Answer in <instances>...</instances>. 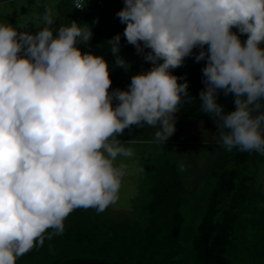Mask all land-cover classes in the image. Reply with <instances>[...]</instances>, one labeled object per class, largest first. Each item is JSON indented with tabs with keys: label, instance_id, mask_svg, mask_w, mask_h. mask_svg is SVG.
<instances>
[{
	"label": "clouds",
	"instance_id": "obj_1",
	"mask_svg": "<svg viewBox=\"0 0 264 264\" xmlns=\"http://www.w3.org/2000/svg\"><path fill=\"white\" fill-rule=\"evenodd\" d=\"M117 16L153 67L112 92L107 60L77 46L90 45V27L72 21L54 33L51 8L35 34L0 23V264L62 235L75 209L117 202L127 165L115 161L134 155L117 137L145 123L159 128L156 142L174 135L176 113L192 98L171 70L194 49L207 61L199 95L218 143L264 154V0H125ZM120 41L107 43L125 67ZM221 90L234 94L235 111L217 103Z\"/></svg>",
	"mask_w": 264,
	"mask_h": 264
},
{
	"label": "trees",
	"instance_id": "obj_2",
	"mask_svg": "<svg viewBox=\"0 0 264 264\" xmlns=\"http://www.w3.org/2000/svg\"><path fill=\"white\" fill-rule=\"evenodd\" d=\"M24 1L23 12L32 10L34 20L43 23L41 28L48 26L42 20L47 8L52 9L54 23L49 27L54 33L72 21L90 27V45L77 46L107 60L110 92L128 90L133 76L152 69L144 53L123 36L126 24L117 13L125 0L91 1L83 9L75 8L72 0ZM232 31L239 35L238 29ZM117 35L125 67L117 66L107 43ZM240 39L244 42L247 36ZM196 56L186 57L180 68L171 70L186 78L192 98L176 113L174 135L165 144L156 142L159 128L145 123L117 137L131 141L125 144L134 150L128 159L137 163L141 176L129 208L115 211L109 206L102 212L77 208L64 220L62 235L46 238L43 246L37 243L17 264H264V154L228 151L218 143L217 125L202 111L199 95L206 87L202 69L207 61L197 62ZM234 100V94L226 96L222 90L217 94L225 113L236 110ZM118 103L113 101L114 106Z\"/></svg>",
	"mask_w": 264,
	"mask_h": 264
},
{
	"label": "rangeland",
	"instance_id": "obj_3",
	"mask_svg": "<svg viewBox=\"0 0 264 264\" xmlns=\"http://www.w3.org/2000/svg\"><path fill=\"white\" fill-rule=\"evenodd\" d=\"M18 2V5H14L13 2L0 3V23L11 24L20 31L28 30L35 34L43 26V23L34 20L35 14L32 10L26 14L23 12V4H26L27 1L19 0ZM190 135L198 138V133L191 132ZM121 163L127 165V168L126 175L122 179L119 198L115 204L110 205L115 211L129 208L131 199L138 193L141 178L137 163L131 162L128 158L122 156L115 161L116 166Z\"/></svg>",
	"mask_w": 264,
	"mask_h": 264
},
{
	"label": "water",
	"instance_id": "obj_4",
	"mask_svg": "<svg viewBox=\"0 0 264 264\" xmlns=\"http://www.w3.org/2000/svg\"><path fill=\"white\" fill-rule=\"evenodd\" d=\"M207 46H205L206 50ZM199 51H193L192 55H198ZM141 55V54H140ZM72 264H128V263H105V262H74Z\"/></svg>",
	"mask_w": 264,
	"mask_h": 264
},
{
	"label": "built area",
	"instance_id": "obj_5",
	"mask_svg": "<svg viewBox=\"0 0 264 264\" xmlns=\"http://www.w3.org/2000/svg\"><path fill=\"white\" fill-rule=\"evenodd\" d=\"M73 1V4L75 6V0H72ZM97 2L99 4L102 3V0H80V3H81V7L80 8H77V9H83L85 7V5L88 3V2ZM76 8V7H75Z\"/></svg>",
	"mask_w": 264,
	"mask_h": 264
}]
</instances>
